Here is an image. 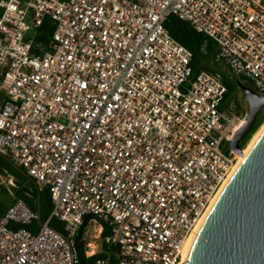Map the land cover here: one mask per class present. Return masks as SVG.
Listing matches in <instances>:
<instances>
[{"label": "built area", "instance_id": "built-area-1", "mask_svg": "<svg viewBox=\"0 0 264 264\" xmlns=\"http://www.w3.org/2000/svg\"><path fill=\"white\" fill-rule=\"evenodd\" d=\"M187 21L264 97V0H0V155L48 188L49 218L23 200L0 218V264H76L75 236L110 229L95 264H182L237 162L222 144L248 119L219 72L191 80ZM47 45L36 40L45 18ZM63 223L64 233L49 226ZM88 246V247H87ZM86 245V255L93 252Z\"/></svg>", "mask_w": 264, "mask_h": 264}, {"label": "water", "instance_id": "water-1", "mask_svg": "<svg viewBox=\"0 0 264 264\" xmlns=\"http://www.w3.org/2000/svg\"><path fill=\"white\" fill-rule=\"evenodd\" d=\"M240 88L250 110L229 144L238 155L243 151L240 142L264 106V97L247 86ZM250 146L187 243L182 264H264V129Z\"/></svg>", "mask_w": 264, "mask_h": 264}, {"label": "trees", "instance_id": "trees-1", "mask_svg": "<svg viewBox=\"0 0 264 264\" xmlns=\"http://www.w3.org/2000/svg\"><path fill=\"white\" fill-rule=\"evenodd\" d=\"M165 27L169 31L171 37L187 48L192 54L190 62L192 73L190 79L193 80L201 71L219 72L222 76L224 85L227 87L225 100L230 101L234 99L238 94L237 81H245L235 76L228 67L216 59L219 52L216 42L211 40L207 35L196 31L187 21H183L175 16L167 18ZM53 31L54 23L50 18H45L39 29L36 40L47 45ZM263 120L264 112L257 116L253 126L240 142L239 146L242 148L245 147L244 145L247 144L252 135L261 126ZM1 173L12 176L14 178L15 187L13 188L12 194H9L4 187L0 189V218L5 216L9 207L16 200H23L33 212L37 214L39 211L42 222L46 221L53 207L48 188L40 190L35 180L27 175L24 169L15 165L9 157L2 155H0V174ZM88 219L89 217L85 218L84 224L80 227L75 236L74 250L77 257L76 264H95L97 260L106 258L115 250V248L108 246L107 243L102 242V239L107 236L110 231L109 227L104 225L100 235V251L91 256L86 255V245L88 242L85 239V227L87 226ZM48 224L57 232L65 234L63 223L58 220V218H51ZM9 226L14 229H27L31 231L32 234L36 233L39 229L37 219L32 221L30 225L11 223Z\"/></svg>", "mask_w": 264, "mask_h": 264}, {"label": "rangeland", "instance_id": "rangeland-1", "mask_svg": "<svg viewBox=\"0 0 264 264\" xmlns=\"http://www.w3.org/2000/svg\"><path fill=\"white\" fill-rule=\"evenodd\" d=\"M247 85L249 86L248 82H247ZM237 93H238L237 96L234 98V101L236 103V107H237L238 111L245 112L247 110L248 103H247V101H245V98L243 97V93H240L239 91ZM263 123H264V120H263ZM263 123L261 124V126L263 125ZM260 127L257 129V131L260 129ZM253 135H252V137H253ZM252 137L250 138V140L252 139ZM250 140L247 142L246 145L249 144ZM229 144H230V141L222 144L223 145L222 150L224 153H227L230 150L231 147ZM246 145H244V146L246 147ZM0 179H1V182L3 184H5L6 186H8V187L12 186L13 179L11 177L1 176ZM98 231H99V227L97 225H94V224L89 225L87 227V229L85 230V239L88 242L87 244H91L92 246L96 245L97 246V249L95 250L96 252L100 251V249H101V242H100L101 240H100V238H98ZM91 250H93L92 247H91V249L87 248L88 252H91Z\"/></svg>", "mask_w": 264, "mask_h": 264}, {"label": "bare ground", "instance_id": "bare-ground-1", "mask_svg": "<svg viewBox=\"0 0 264 264\" xmlns=\"http://www.w3.org/2000/svg\"><path fill=\"white\" fill-rule=\"evenodd\" d=\"M263 129H264V123H263V125L260 127V129H259V130L253 135V137H252V139L250 140L249 144L246 145V147L243 149V151L241 152V154H239V155L237 154V162H236V164H235V166H234V169H235V168L237 167V165L241 162V160L243 159V156L246 154V152H247V151L249 150V148L251 147L250 145L253 144V142H254L255 139L259 136V134L261 133V131H262ZM232 170H233V169H232ZM203 217H204V216H203ZM202 219H203V218H202ZM202 219L199 221L197 228L195 229V231H194L193 234L191 235L188 244H189L190 241H192V239L194 238V235H195V233H196L198 227H200V225H201V223H202ZM91 247H92V249L94 248V246H92V245H91ZM92 252H93V250H91L90 253H92Z\"/></svg>", "mask_w": 264, "mask_h": 264}, {"label": "crops", "instance_id": "crops-1", "mask_svg": "<svg viewBox=\"0 0 264 264\" xmlns=\"http://www.w3.org/2000/svg\"><path fill=\"white\" fill-rule=\"evenodd\" d=\"M1 176H9V177H11L12 179H13V183H12V186L11 187H8V186H6L5 184H3L2 182H1V179H0V189L2 188V187H4L7 191H8V193L9 194H12L13 193V188L15 187V183H14V178L12 177V176H10L9 174H5V173H1L0 174V177ZM1 191V190H0ZM37 215V214H36ZM39 223V222H38ZM40 225V224H39Z\"/></svg>", "mask_w": 264, "mask_h": 264}, {"label": "flooded vegetation", "instance_id": "flooded-vegetation-1", "mask_svg": "<svg viewBox=\"0 0 264 264\" xmlns=\"http://www.w3.org/2000/svg\"><path fill=\"white\" fill-rule=\"evenodd\" d=\"M237 86H238V91L240 92V93H243V91H242V89L240 88L241 86H247V87H249L248 85H247V81H245V82H241V81H237ZM243 95H244V93H243ZM244 98H245V96H243ZM246 101V100H245ZM264 112V106H263V108L261 109V111L259 112V114H261V113H263ZM258 114V115H259Z\"/></svg>", "mask_w": 264, "mask_h": 264}]
</instances>
